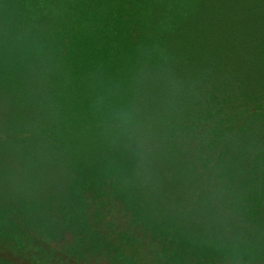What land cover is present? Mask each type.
<instances>
[{"label": "trees", "instance_id": "1", "mask_svg": "<svg viewBox=\"0 0 264 264\" xmlns=\"http://www.w3.org/2000/svg\"><path fill=\"white\" fill-rule=\"evenodd\" d=\"M0 264H264V0H0Z\"/></svg>", "mask_w": 264, "mask_h": 264}]
</instances>
